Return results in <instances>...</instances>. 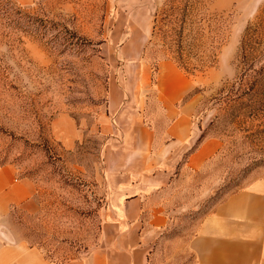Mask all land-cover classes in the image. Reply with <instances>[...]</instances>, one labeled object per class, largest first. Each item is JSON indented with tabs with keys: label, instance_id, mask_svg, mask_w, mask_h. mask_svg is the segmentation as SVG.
Listing matches in <instances>:
<instances>
[{
	"label": "rangeland",
	"instance_id": "rangeland-1",
	"mask_svg": "<svg viewBox=\"0 0 264 264\" xmlns=\"http://www.w3.org/2000/svg\"><path fill=\"white\" fill-rule=\"evenodd\" d=\"M135 27L151 81L159 61H174L201 98V134L221 140L215 156L179 172L162 195L170 226L154 234L151 264H193L187 243L201 219L264 177V0H0V166L36 185L32 207H12L0 228L54 262L100 243L109 208L103 126ZM63 116L82 128L80 138L62 136Z\"/></svg>",
	"mask_w": 264,
	"mask_h": 264
},
{
	"label": "crops",
	"instance_id": "crops-1",
	"mask_svg": "<svg viewBox=\"0 0 264 264\" xmlns=\"http://www.w3.org/2000/svg\"><path fill=\"white\" fill-rule=\"evenodd\" d=\"M145 37L149 33L144 29ZM144 46L135 27L121 46L124 83H114L103 129V168L109 208L100 243L85 255L60 263L43 249L0 228V264H151L155 233L170 226L162 197L179 172L199 169L217 154L221 140L206 136L196 120L201 98L193 80L172 60L158 62L154 74L138 61ZM153 91L152 95L150 93ZM156 108V109H155ZM66 123L65 127H60ZM69 142L83 130L63 116L56 125ZM36 185L15 166H0V224L14 206L30 209ZM193 264H264V177L252 181L207 213L189 238Z\"/></svg>",
	"mask_w": 264,
	"mask_h": 264
},
{
	"label": "trees",
	"instance_id": "trees-1",
	"mask_svg": "<svg viewBox=\"0 0 264 264\" xmlns=\"http://www.w3.org/2000/svg\"><path fill=\"white\" fill-rule=\"evenodd\" d=\"M190 1H192V0H190ZM251 29H252V27H251ZM252 34V33H251ZM249 40H250V42H252L253 41V34L252 35H250V37H249ZM157 67H158V63H157V65H156V68H155V71L157 70ZM260 88H262V90H261V93H260V100H263V103H264V82H262V84H261V87ZM260 88H259V90H260ZM204 138V135H201V137H200V139H199V143L201 142V140Z\"/></svg>",
	"mask_w": 264,
	"mask_h": 264
}]
</instances>
